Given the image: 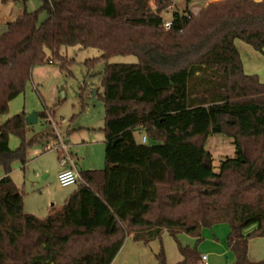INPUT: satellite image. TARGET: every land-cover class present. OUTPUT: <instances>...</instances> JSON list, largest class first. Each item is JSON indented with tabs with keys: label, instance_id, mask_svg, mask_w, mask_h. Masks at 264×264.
<instances>
[{
	"label": "trees",
	"instance_id": "16d2710c",
	"mask_svg": "<svg viewBox=\"0 0 264 264\" xmlns=\"http://www.w3.org/2000/svg\"><path fill=\"white\" fill-rule=\"evenodd\" d=\"M39 1L0 35V117L35 66L65 68L73 60L63 46L96 48L105 61V167L81 170L64 203L39 217L10 176L13 161H26L27 114L1 123L0 264H111L129 235L161 242L157 264H200L197 246L182 244V260L169 263L162 233L200 241L219 223L229 226L235 264H264L249 258L250 240L264 237V82L244 71L235 42L264 52V0H214L190 18V8L176 10L170 28L163 13L172 0ZM116 55L137 61L109 62ZM216 134L236 148L218 172L207 149ZM11 135L21 139L16 149Z\"/></svg>",
	"mask_w": 264,
	"mask_h": 264
},
{
	"label": "rangeland",
	"instance_id": "374dc122",
	"mask_svg": "<svg viewBox=\"0 0 264 264\" xmlns=\"http://www.w3.org/2000/svg\"><path fill=\"white\" fill-rule=\"evenodd\" d=\"M210 1L214 0H195L193 3L199 5L197 9L200 11ZM186 5V0H177L174 8L163 13L164 18L172 17L173 10L184 11ZM40 6L39 0H0V35L7 30V23L15 20L21 10L26 8L34 11ZM46 17V12L40 13L41 21ZM235 42L244 71L250 75H258L264 81V52L257 51L242 40ZM61 53L73 61L65 68L57 63L35 66L25 91L11 100L9 111L0 117L1 124L22 111L27 115L38 114L36 122L29 125L30 130L26 134V141L30 142L26 149V161H13L10 176L24 192L25 210L39 217L60 207L65 198L77 188V184L63 187L59 183L58 173L63 156L69 154L79 167L83 162L91 165L90 168H84L85 170H102L105 167V105L102 83L105 61L101 58L100 51L93 47L63 46ZM136 61L135 55H116L109 60ZM43 112H46V117L39 116ZM143 136L142 130L135 132L137 140L141 141ZM60 138L67 143L68 154L58 147ZM233 142V138L224 134L209 137L207 149L212 153L215 172L219 171L221 160L235 155ZM20 143L18 136H10L9 145L12 149H16ZM46 145L50 149H46ZM4 175L0 168V178ZM227 230V223L217 224L216 230L203 228L200 241L196 236L185 232L174 238L165 230L162 244L169 261L173 254H178L179 244H182L197 246L200 253H208L212 258L220 257V263L230 264L235 259L230 248L228 255L221 257L214 254L225 250L224 237ZM261 239L264 237L255 238L253 245ZM154 241L156 243L152 245L153 255L159 251L161 245L159 240Z\"/></svg>",
	"mask_w": 264,
	"mask_h": 264
},
{
	"label": "crops",
	"instance_id": "0c3cea01",
	"mask_svg": "<svg viewBox=\"0 0 264 264\" xmlns=\"http://www.w3.org/2000/svg\"><path fill=\"white\" fill-rule=\"evenodd\" d=\"M205 1H208V0H205ZM198 6L199 5L196 4V3H191L189 5H186V8L188 7L190 9H192V8H198ZM24 10H27V9L25 8ZM24 10H21L20 13L23 12ZM178 11H180V10L178 9ZM180 12H183V11H180ZM20 13H18L17 16ZM17 16H15V18ZM75 165H76V167H77V169L79 171L85 170L84 168H90V166H91V165L84 164V162L82 163V165L80 167L77 166L76 162H75ZM87 166H89V167H87ZM66 167H70V164H68ZM61 170H62V166L60 168V171ZM216 227H217V224L214 225L212 228L216 230ZM164 231H163V233H164ZM229 231H230V229H229V226H228V230L226 231V237H224V239H227ZM163 233H162V235H163ZM255 238H257V237H255ZM255 238H252L250 240V242H249V258H250L251 261H255L256 262V261L264 260V239L263 240L262 239L259 240L260 241L259 243H255L253 245V243L255 241L254 240ZM155 243H156V241H152L149 244H146L143 241H135L132 238V235H129L126 238L123 246L121 247L120 251L118 252L117 256L115 257V259L113 260V262L111 264H157L156 254L153 255V253H152V250H153L152 245L155 244ZM158 246H159V243H158ZM227 246H228V244H227V241H226L225 250L223 252H220V253H218V252L215 253L214 252V254L218 255V256H221V257L225 256L226 254L228 255L229 247H227ZM200 254H201V257H202L203 254H207L208 262H210L209 264H222V263H220L221 262L220 257L214 256L212 258V256L209 255L208 253H200ZM234 257H235V255H234ZM182 258L183 257L181 255L180 251L178 250V254L177 255L173 254L172 259H170V261H169L168 258H167V260H168L169 263H176L175 261H177V260L181 261ZM230 264H235V259H234V263L231 262Z\"/></svg>",
	"mask_w": 264,
	"mask_h": 264
},
{
	"label": "built area",
	"instance_id": "2783aa9c",
	"mask_svg": "<svg viewBox=\"0 0 264 264\" xmlns=\"http://www.w3.org/2000/svg\"><path fill=\"white\" fill-rule=\"evenodd\" d=\"M176 2L177 0H172V3L170 4L168 10H170L171 8H174ZM174 11L176 10H173L172 12L174 13ZM197 13H198V9L192 8L191 13L188 14V17L190 18L192 15L197 14ZM172 25H173V15L170 18H164L163 26L165 28H170ZM59 141L60 142H58L57 145H60V146L58 147H61L68 154L67 143L63 141L61 138ZM146 141H147V137L143 136L142 142H146ZM45 148L50 149L49 145H46ZM68 164H70V167H66ZM61 166H62V170L58 174V180L61 186L67 187V186L81 182L82 177H81L80 171L77 169L74 160L69 154L61 158ZM200 264H209L207 254L202 255Z\"/></svg>",
	"mask_w": 264,
	"mask_h": 264
},
{
	"label": "water",
	"instance_id": "95a60500",
	"mask_svg": "<svg viewBox=\"0 0 264 264\" xmlns=\"http://www.w3.org/2000/svg\"><path fill=\"white\" fill-rule=\"evenodd\" d=\"M37 115H38L37 113H32V114L27 115V117H26V123L28 125H31V124H33V122H36Z\"/></svg>",
	"mask_w": 264,
	"mask_h": 264
}]
</instances>
